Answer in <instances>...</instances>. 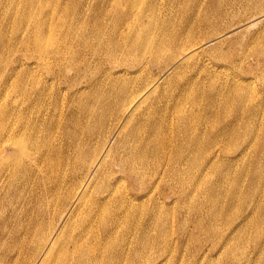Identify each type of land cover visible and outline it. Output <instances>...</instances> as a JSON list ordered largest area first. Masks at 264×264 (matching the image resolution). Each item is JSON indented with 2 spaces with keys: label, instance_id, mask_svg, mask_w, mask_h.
<instances>
[{
  "label": "rangeland",
  "instance_id": "obj_1",
  "mask_svg": "<svg viewBox=\"0 0 264 264\" xmlns=\"http://www.w3.org/2000/svg\"><path fill=\"white\" fill-rule=\"evenodd\" d=\"M27 1L31 2L30 22L24 17ZM37 1L2 0L4 9L0 12L4 21L0 36L6 40L0 56V101L9 112L7 119L0 117V264H29L43 253L47 264H61V256L73 253L81 241L97 246L95 236H105L99 222L92 230L89 225L81 227L77 219L93 209L103 182L122 172L103 161L104 157L122 161L130 171L125 160L137 145L130 149L126 141L147 140L158 128L170 143L163 149L166 154L147 160L151 166L146 176H136L143 182L124 174L123 187L140 195L141 189L150 188L161 176L170 181L171 171L181 174L180 182L172 183L187 197L177 204L168 198L166 207L176 212L169 230L179 238H172L173 257L163 264H200L202 252L210 254L207 262L212 260V264H264V0H43L39 9ZM132 2L137 10L129 22L125 13ZM80 3L85 7L84 23H80L83 30L98 26L105 32L87 35L85 43H73L66 36L68 26L80 22ZM67 6L68 23L58 28ZM113 9L119 11L118 16L106 14ZM36 14L42 20L40 25H46L43 33L35 30ZM50 17L51 23H44ZM116 28L118 33L126 32L129 43L125 46L132 52L116 50V62H110L112 46L106 41ZM134 29L137 32L133 33ZM197 46L204 48L194 55ZM14 49L16 58H22L15 75L8 62ZM135 63L143 65L133 66ZM117 70H127L129 75L122 74L124 78L117 82L122 86L116 94L103 79L111 82L113 78L116 83ZM9 73L11 81L3 80ZM99 82L107 86L101 90ZM235 88L241 90L243 101L233 95ZM101 92L106 94L103 103L108 109H102V118L100 114L88 118L82 105L96 106ZM135 109L141 110L134 118L135 136L127 138L120 127L114 130L115 119H130ZM180 112L192 117L186 123L196 130L191 148L197 152L195 162L185 154V148L182 155L176 152L186 141L178 127ZM11 113L15 115L9 120ZM35 128L40 145L31 151V162L19 158L22 147L18 141L22 132L29 141V131ZM46 140H50L47 148ZM98 168H102L99 174L93 172ZM200 170L202 177L198 176ZM222 170L230 172L224 181L219 178ZM197 183L201 187L195 189ZM158 184L160 192L171 195L161 182ZM234 184L240 187V195L256 188L254 202L248 206L255 204V220L236 235L239 247L224 252L221 245L220 252L214 253L220 241L218 230H227L230 223L225 217L212 221L209 224L216 230L205 234L197 222L207 224L210 186L229 192ZM189 197L191 204L186 203ZM148 202L144 212H133L134 236L141 234L148 213L153 211ZM78 207L79 212H75ZM182 208L188 211L178 213ZM238 208L236 202L232 206L235 219L247 213V208ZM67 212H74L70 220ZM90 218L94 221L100 216L93 212ZM81 235L84 237L79 238ZM164 244L133 248L143 253L141 259L146 255L153 258ZM130 258L121 264H132ZM140 260L134 264H151L150 260Z\"/></svg>",
  "mask_w": 264,
  "mask_h": 264
},
{
  "label": "bare ground",
  "instance_id": "obj_2",
  "mask_svg": "<svg viewBox=\"0 0 264 264\" xmlns=\"http://www.w3.org/2000/svg\"><path fill=\"white\" fill-rule=\"evenodd\" d=\"M138 1V0H136ZM27 1L25 4V9H24V17L26 16V22L31 21L30 17V7H31V2ZM43 0H38V9L40 8ZM135 2V1H134ZM132 2L129 6L128 13H125V16L129 22H133L131 18L135 15L136 6L135 3ZM79 5V15H80V22H74L73 24H70L69 27V32L68 36H66L69 40H71L73 43H85L83 41L86 40L87 35H101L104 31V29L100 30L96 26L93 27V30H87L84 31L80 23H84V14H85V7L84 5L81 6V3ZM27 6V7H26ZM4 9V5L2 3V0H0V12L1 10ZM82 9V10H81ZM64 14L62 15L61 19V25L58 26V28L64 27L69 19V7L67 6L66 9L64 10ZM118 10L113 9L109 10V13L106 12L107 15H116L118 16ZM105 13V10L103 11ZM1 14V13H0ZM53 14L55 15V11H53ZM118 18V17H117ZM76 20V19H74ZM33 21L37 23L35 30L37 32L43 33L45 31L46 25H40L42 24V20H40V17L37 16V14L34 16ZM117 21V20H116ZM51 23V17L49 20H45L44 23ZM4 23L3 19L0 18V26H2ZM42 26V27H41ZM119 30L116 28L110 35L111 40L106 41L107 46H112L111 50L112 52L108 57L113 60H109L110 62H114L117 58L115 57L116 50H123L125 53L130 52L131 50L129 47L126 48V43H127V37H124L126 34L125 31H120L119 33L117 32ZM137 30L134 29L135 33ZM66 39V38H65ZM6 40L0 36V56L3 52V49L5 47ZM129 43V41H128ZM127 43V44H128ZM135 45V43H133ZM139 42H137V46H139ZM126 45V46H125ZM204 45V44H203ZM202 45V46H203ZM27 47L29 44L26 45ZM202 46H197L194 50L193 53L194 55L199 54L200 51L204 47ZM58 50L61 49V46H56ZM142 47V46H141ZM138 52L140 51L139 49L137 50ZM11 59L8 61L11 64V67L9 70L15 75L18 71V64L22 63V58H16V52L17 49L11 50ZM132 52V51H131ZM193 55V56H194ZM142 56V55H141ZM116 62V61H115ZM138 63L132 64L133 66H136ZM7 64H5L6 66ZM142 67L143 63L138 64ZM149 65V63H147ZM121 66H117V68H120ZM216 69H220V66H215ZM8 70V71H9ZM17 71V72H16ZM118 75L114 76L116 78V83L113 82L114 79L112 78L111 82H107L106 79H103L108 86H111L112 88H115L114 93H118L117 89H119L120 86L117 82L118 80L124 78L122 77V74L124 75H129V72L127 70L119 71ZM15 72V73H14ZM13 75L9 73L8 76L3 75V80L8 78V82L11 81L10 77ZM2 80L0 79V82ZM106 84L102 85L101 82L97 83V87H101V90L104 89V87L107 86ZM233 95L235 98H237L240 101L244 100L243 94L241 93V90L239 88H235L233 91ZM106 97V94L101 92L100 99L98 101V104L91 105L89 103H84L82 105V109L87 112L88 118H93L95 114H100L99 118H102L104 115V110L105 108L108 109V105L103 103V99ZM119 97V96H118ZM117 97V98H118ZM2 100L0 101V117L1 119H7L9 112L6 109H3L2 107ZM99 106V107H98ZM104 109V110H102ZM141 111V110H140ZM140 111L138 109H135L134 112L132 113L133 116L130 119H127L124 116L117 117L116 123L114 130L117 128H121V130L126 134L127 138H130L131 136H135V129H132L133 124H134V118H136ZM15 115V113H11V117ZM178 127L179 130L182 131L185 136H186V141L182 143L181 146H179L176 149V152L178 155H182L183 149L185 148V154L190 155L194 162L196 161L197 158V152L195 150H192L195 141L193 139L195 129L194 127L188 126L186 121H192V117H188L186 114H183L180 112L178 116ZM142 121V120H140ZM161 122H164V119L161 118ZM112 128V127H111ZM113 129V128H112ZM17 131V130H16ZM19 131V130H18ZM20 134V133H19ZM252 134V133H250ZM21 135H23L22 139L18 141L21 151L19 158L25 157L27 159H31V162L33 161L34 156L31 154V151L34 150L35 148L37 149L38 146L40 145V136L35 130H30L29 131V136L27 141L25 138L26 134L25 132H22ZM237 136V134H232V137ZM138 138V137H137ZM30 143V144H29ZM47 148L48 144L50 143V140L47 142L45 141ZM169 142H167V135L165 132L160 131V128L154 129L152 131V134L148 136L147 140H144L142 138H138V142L129 144V141H126V145L128 148L131 149V146L137 145V147L129 152L127 158H126V165H128V168H130V171H126L124 168V165H122V161L115 162V158H110V159H105L103 161H107L110 166L114 169L116 167H120L122 172H120V175H117L116 173L114 175H111L109 178V181L103 182L104 185L101 187L102 189L100 190V197H98L97 201H94L92 204L93 209H91L87 214H85L84 217L81 219H77L79 221V225H83L81 227H85V225H89L92 230L94 229V226L96 225L97 222H99L100 226V232L102 229L104 230L105 236L104 238L95 236V241L97 242V246L90 245L88 243H83L81 241L82 245H77V247L74 248L73 253L66 252L64 255L61 256V264H121L123 262H127V258L131 256L130 262L134 264L137 260H140L144 255L141 253L138 249L133 248V247H139L143 246L145 249H150L154 247L156 244H160L164 242V248L163 250L160 249L158 252V255L155 257H149L146 255V258L141 259L140 261H145V260H150L151 264H163L164 262H169L171 258L173 257V254L170 251V243L172 241H176L179 236L171 235V231L169 230V225L170 223L175 219L176 212H171L170 209L166 208L167 203H168V198L173 199V204H177V202L184 201V198L187 197L186 193H179L175 186H173V181L175 183H179L181 180V174L177 173L176 171H171L170 176L171 180L166 181L164 180V176H161L158 178L157 182L151 186L148 189H141L140 190V195L135 194V193H129L127 192V189L123 187L126 184V177L124 178V174L128 175L126 173H129L131 176L136 177V176H146V170L151 166L147 160L151 158V156L159 157L164 154V148ZM170 144V143H169ZM164 149V150H163ZM129 150V149H128ZM123 159V158H120ZM39 160H35L34 163L37 164ZM100 161V158H97V162ZM124 161V162H125ZM43 162V161H42ZM125 164V163H124ZM11 166V165H10ZM159 166V165H158ZM161 166V165H160ZM12 167V166H11ZM26 166H22L21 169H24ZM99 170H102V168H98L94 170L93 172L100 173ZM205 170V169H204ZM220 171V170H219ZM116 172V171H115ZM223 172V170H222ZM221 172L219 178L221 181H224L228 178L229 176V171H224L223 173ZM204 174L200 170L198 172V176L202 177ZM139 182H143L140 180L138 177H136ZM164 180V181H161ZM253 180L256 181V171L253 177ZM162 183L163 187L167 188L169 192L171 193L170 196L166 195L165 193L160 192V184ZM188 183V182H185ZM195 189L201 187V183L195 184ZM208 192L210 193L209 196V205L211 206L210 212H205V217L208 218L207 224L206 221H199L197 222V226L202 231V233H211L216 230L215 227H211L209 223H212V221H217V220H222L223 217H225L226 222L230 223L229 227L227 230H218V233H220V241L219 244L214 247V253H219L220 247L222 245L224 252H226L228 248V252L235 248L236 245L239 247L240 243L239 241H236V239L241 235V232L245 229H248L251 227L253 221L255 220L256 216V206L251 205L249 206V202L253 200L254 202V194L256 193V188L254 187L252 192L246 193L245 195H240V187L236 184L232 186V189L228 192L227 189H221L217 186H210L208 189ZM149 201L148 203L151 205V209L153 208V211L149 212L147 215V223L144 226V230L141 232V234L138 236L137 234L134 236L133 234L136 233V231H132L131 228L133 226V221H134V213L133 212H144V203ZM192 203L190 197L187 198L186 203L189 204ZM238 203L239 210H244L247 208V213L244 216L238 217L235 219V214L236 212H232V206H235V203ZM222 205L226 206L223 210H219ZM79 207L74 208L75 212H79ZM222 209V208H221ZM185 211H188L187 208H182V211L178 213H184ZM95 212L100 216V218L97 220L95 219L94 221L91 220L90 216L91 213L93 214ZM41 214L43 212H40ZM71 213L70 217L68 220H70L71 216H73L74 212H67ZM66 213V214H67ZM74 219V218H73ZM72 219V220H73ZM246 226V227H245ZM78 227V228H81ZM245 227V228H243ZM243 228V229H242ZM83 232V231H82ZM140 232V231H138ZM137 232V233H138ZM173 234V233H172ZM239 234L238 236H236ZM171 235V236H170ZM236 236V237H235ZM84 235H81L79 238H83ZM243 238L242 236L240 239ZM172 241V242H173ZM236 241V242H235ZM79 242V241H77ZM234 242V244H233ZM243 245L245 242V239L243 238L240 241ZM2 247V243L0 242V248ZM1 253V249H0ZM73 254V256H72ZM203 256L201 259H199L200 264H208L207 262L209 258V253L202 252ZM172 255V256H171ZM72 256V257H71ZM171 256V257H170ZM46 257V254H42L38 260H34L30 262L29 264H47V262L44 260ZM152 258V259H151ZM44 261V262H43ZM146 262V261H145ZM243 262V261H241ZM240 262V263H241ZM212 264V263H209Z\"/></svg>",
  "mask_w": 264,
  "mask_h": 264
}]
</instances>
